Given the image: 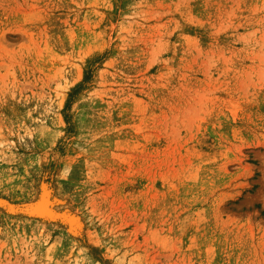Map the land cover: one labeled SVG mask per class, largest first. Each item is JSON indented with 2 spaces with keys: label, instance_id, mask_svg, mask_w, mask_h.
Returning <instances> with one entry per match:
<instances>
[{
  "label": "rangeland",
  "instance_id": "1",
  "mask_svg": "<svg viewBox=\"0 0 264 264\" xmlns=\"http://www.w3.org/2000/svg\"><path fill=\"white\" fill-rule=\"evenodd\" d=\"M0 264H264V0H0Z\"/></svg>",
  "mask_w": 264,
  "mask_h": 264
}]
</instances>
